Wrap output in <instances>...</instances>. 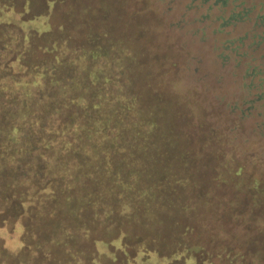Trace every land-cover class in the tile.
I'll return each mask as SVG.
<instances>
[{"label": "trees", "instance_id": "obj_1", "mask_svg": "<svg viewBox=\"0 0 264 264\" xmlns=\"http://www.w3.org/2000/svg\"><path fill=\"white\" fill-rule=\"evenodd\" d=\"M13 1L0 0V228L8 220L21 234L17 253L2 238L0 250L11 260L7 264L44 257H51V264H92L104 246L123 251L132 238L160 232L165 221L173 224L188 211L200 187L188 175L198 165L214 172L213 162L225 159L230 143L211 146L205 155L204 147H185L188 128L175 119L184 118L177 111H189L190 102L179 109L177 82L165 95L146 82L142 52L134 42L116 38L109 5L99 6L103 15L95 29L99 13L82 7L77 17L88 29L73 40L67 36L75 20L53 26L50 14L28 17ZM158 1L166 2L167 14L176 2ZM227 2L187 0L176 28L182 31L187 24L189 9L192 22L204 23L212 9L214 20H222ZM260 5L261 12L264 1ZM235 6L241 11L229 19L250 11L245 0ZM256 19L264 25V13ZM205 29L200 40L208 37ZM196 31L184 34L193 38ZM261 41L264 34L255 46ZM260 51L264 59V47ZM259 90L243 100L246 106L264 102V88ZM247 113L242 111L240 119ZM257 131L264 135V127ZM196 150L199 164L193 160ZM247 164V191L256 187L264 197V153ZM244 167L238 165L235 177ZM98 228H103L101 239ZM178 251L166 255L141 244L129 264H169L180 257L183 264H196L194 255Z\"/></svg>", "mask_w": 264, "mask_h": 264}, {"label": "rangeland", "instance_id": "obj_2", "mask_svg": "<svg viewBox=\"0 0 264 264\" xmlns=\"http://www.w3.org/2000/svg\"><path fill=\"white\" fill-rule=\"evenodd\" d=\"M186 1L176 0L168 14L163 11L166 2L158 0L12 2L17 11L25 7L28 17L50 14L53 26L75 20L77 24L70 27L73 29H69L67 36L73 40L88 29L87 22L77 17L82 7H91L94 13H99L98 20H93L95 29L103 15L99 6L109 5L112 15H109L108 22L116 24V38L134 42V47L142 52L146 82L158 91H164V95L169 84L177 82L181 87L178 100L182 105L179 109L187 100L190 102L189 111H177V114L185 113L184 118L175 119L180 127L183 124L188 128L189 139L185 147L191 150L204 147L206 150L202 149V155H205L211 146L216 148L219 144L226 146L230 143L231 150L225 159L213 162L214 172L205 173L198 165L196 171L188 175L200 187L196 188V195L188 203L185 215L180 212V218L173 224L165 221L166 228L160 232L132 238L123 251L116 250V246H104L95 254L92 264H129L133 252L141 244L166 255L179 249L178 252H185L184 256L194 255L196 264H264V197L256 187L247 191L250 183L247 173L250 171L246 169L250 160L264 153V135L259 136L257 131L264 127V102H257L252 107L243 102L260 91V86L264 88V82H261L264 79V59H259L264 41L261 46H255L259 35L264 34V25L256 19L257 15L264 13V9L260 12V2L264 0H245V7L250 11L238 20L229 18L235 11H241L242 7L233 8L239 0H228L224 18L219 21L214 20L216 10L212 9L210 18L204 23L192 22L195 15L193 9H189L185 15L189 20L181 31L176 28V22L183 14ZM252 3L253 7L249 8ZM223 21H227L225 25ZM219 26H222L221 30L216 31ZM204 28V36L208 37L200 40V29ZM196 29L193 38L184 34ZM233 105L236 107L231 110ZM242 111L249 112L243 120L240 119ZM199 150L195 151L193 158L197 164L201 162ZM238 165L245 167L235 177ZM255 172L256 169H251V175ZM172 194L176 195V192ZM174 209L178 214L179 211ZM12 224L5 220L4 228H0V238L17 253L21 231ZM102 229L95 231L97 239ZM7 257L0 250V264L11 263ZM183 263V257H180L169 264ZM29 264H51V257L34 259Z\"/></svg>", "mask_w": 264, "mask_h": 264}]
</instances>
